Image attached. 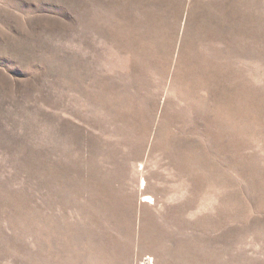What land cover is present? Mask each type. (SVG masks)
<instances>
[{
    "label": "rangeland",
    "instance_id": "1",
    "mask_svg": "<svg viewBox=\"0 0 264 264\" xmlns=\"http://www.w3.org/2000/svg\"><path fill=\"white\" fill-rule=\"evenodd\" d=\"M264 264V0H0V264Z\"/></svg>",
    "mask_w": 264,
    "mask_h": 264
},
{
    "label": "built area",
    "instance_id": "2",
    "mask_svg": "<svg viewBox=\"0 0 264 264\" xmlns=\"http://www.w3.org/2000/svg\"><path fill=\"white\" fill-rule=\"evenodd\" d=\"M146 263L151 264V261L147 259L144 260Z\"/></svg>",
    "mask_w": 264,
    "mask_h": 264
}]
</instances>
